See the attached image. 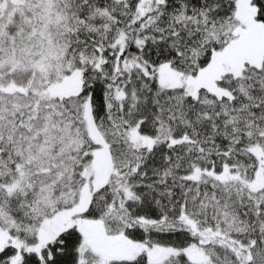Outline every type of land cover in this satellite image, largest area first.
Returning <instances> with one entry per match:
<instances>
[{"label":"snow or ice","instance_id":"snow-or-ice-1","mask_svg":"<svg viewBox=\"0 0 264 264\" xmlns=\"http://www.w3.org/2000/svg\"><path fill=\"white\" fill-rule=\"evenodd\" d=\"M0 264H264V0H0Z\"/></svg>","mask_w":264,"mask_h":264}]
</instances>
